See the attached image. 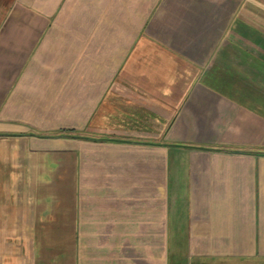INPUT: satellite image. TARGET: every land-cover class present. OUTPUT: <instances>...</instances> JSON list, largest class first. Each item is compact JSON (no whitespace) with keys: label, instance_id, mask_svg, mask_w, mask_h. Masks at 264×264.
<instances>
[{"label":"crops","instance_id":"1","mask_svg":"<svg viewBox=\"0 0 264 264\" xmlns=\"http://www.w3.org/2000/svg\"><path fill=\"white\" fill-rule=\"evenodd\" d=\"M0 264H264V0H0Z\"/></svg>","mask_w":264,"mask_h":264},{"label":"trees","instance_id":"2","mask_svg":"<svg viewBox=\"0 0 264 264\" xmlns=\"http://www.w3.org/2000/svg\"><path fill=\"white\" fill-rule=\"evenodd\" d=\"M55 137H58V138H75V139L82 138L79 135H77V132L72 131V130L71 131H61L57 135H55Z\"/></svg>","mask_w":264,"mask_h":264}]
</instances>
